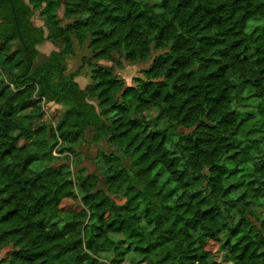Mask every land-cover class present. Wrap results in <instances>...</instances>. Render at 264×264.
Here are the masks:
<instances>
[{"label": "trees", "instance_id": "trees-1", "mask_svg": "<svg viewBox=\"0 0 264 264\" xmlns=\"http://www.w3.org/2000/svg\"><path fill=\"white\" fill-rule=\"evenodd\" d=\"M10 1L13 12L0 0L3 263L101 264L109 251L111 264L129 253L137 264H264V0ZM72 39L91 53L86 89L68 73ZM45 41L61 48L36 64ZM154 52L134 86L98 64H144ZM41 103L63 110L49 142L19 146L18 115ZM154 108L166 126L145 133L140 117ZM88 135L116 152L99 153L92 174L79 170L84 210L65 212L49 194L62 176L51 151L73 156ZM222 233L217 261L206 246Z\"/></svg>", "mask_w": 264, "mask_h": 264}, {"label": "rangeland", "instance_id": "rangeland-1", "mask_svg": "<svg viewBox=\"0 0 264 264\" xmlns=\"http://www.w3.org/2000/svg\"><path fill=\"white\" fill-rule=\"evenodd\" d=\"M58 20L61 26H65L70 23L64 20L62 16V10L58 13ZM32 23L34 26H41L43 23V19L39 16H35L32 19ZM74 56L72 58L66 59L68 73L74 75L76 83L79 85L81 89H86L90 76V69L85 65L84 61L91 56V53L87 50L86 45L80 47L77 44L75 39H72ZM61 48L60 44L52 41H45L39 46H37V50L39 52V57L36 60V64H39L44 61L45 57L53 50H59ZM161 52L152 53L151 59L144 64H137L134 66L129 65L124 60H119L115 57V61L119 62V66L113 65L111 62H98L99 65L104 67H112L114 74L121 78L126 86H134V80L136 78H143V70H146L155 59L157 55ZM247 55L250 54V51H247ZM164 108H154L150 111L145 112L140 118L143 122L141 130L145 133L153 130H163L166 126V121L163 118ZM63 110L53 104L43 105L39 104L35 109H29L23 111L18 115V118L25 124L26 131L22 135L21 139L18 141V145H28L30 143H42L49 142V129L53 128L55 122L54 118L60 117ZM45 129V135L40 138L37 135L38 130ZM178 132L181 133H190L191 130L186 129H178ZM61 148V147H60ZM60 148L56 147L51 151L54 153L55 160L49 165V167L54 169H59L62 175L59 176V179L55 181L50 191V197L54 200L59 199V209L62 211H75L79 212L84 210L83 206L80 202V193L75 187V179L76 174L79 170L84 169L86 174L94 173V159L95 157L101 153H110L116 152L113 150L109 144L105 141H101L98 144L90 143V135L87 136L86 142L81 146L75 148V152L73 156H67V153H59L58 150ZM42 165L47 166L45 163ZM36 169V167H33ZM206 174V171H204ZM72 189V190H71ZM192 190L195 191H203L204 183L202 180L199 182L193 183L191 186ZM98 191L104 192V188L101 185L97 188ZM57 192V195H55ZM198 201L201 203L202 208L207 209L210 207V203L207 199H204L203 195L198 197ZM115 213V207L113 206L111 210L108 211V214L113 215ZM233 221H236V218L233 217ZM115 240L120 241V236H112ZM228 234L222 233L219 234L217 240L214 242H210L206 246V250H208L214 260L219 261L220 255L215 253L217 248L228 240ZM119 246H125L123 243L119 242ZM11 248L7 247L0 251V264H5L3 262L7 261L10 257ZM96 259L101 262V264H111L114 260V256L109 251L99 252L96 255ZM138 261L137 256L133 253H129L124 262L122 264H137ZM228 264V263H221Z\"/></svg>", "mask_w": 264, "mask_h": 264}, {"label": "water", "instance_id": "water-1", "mask_svg": "<svg viewBox=\"0 0 264 264\" xmlns=\"http://www.w3.org/2000/svg\"><path fill=\"white\" fill-rule=\"evenodd\" d=\"M9 1V3H10V9L12 10V12H13V6H12V3H11V1L10 0H8Z\"/></svg>", "mask_w": 264, "mask_h": 264}]
</instances>
